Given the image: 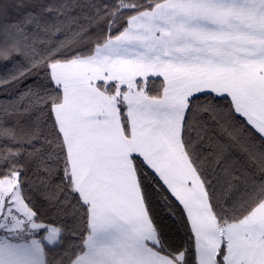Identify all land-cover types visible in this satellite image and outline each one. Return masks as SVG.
<instances>
[{
    "label": "snow or ice",
    "instance_id": "obj_1",
    "mask_svg": "<svg viewBox=\"0 0 264 264\" xmlns=\"http://www.w3.org/2000/svg\"><path fill=\"white\" fill-rule=\"evenodd\" d=\"M0 264H264V0H0Z\"/></svg>",
    "mask_w": 264,
    "mask_h": 264
},
{
    "label": "trees",
    "instance_id": "obj_2",
    "mask_svg": "<svg viewBox=\"0 0 264 264\" xmlns=\"http://www.w3.org/2000/svg\"><path fill=\"white\" fill-rule=\"evenodd\" d=\"M34 202L36 204V209L41 215V217L49 223H58L60 218L54 208L50 207L46 201L43 200L39 195L34 197ZM187 241V235L183 228L177 227L174 231L172 240L170 241L173 247L184 246ZM191 259V258H190Z\"/></svg>",
    "mask_w": 264,
    "mask_h": 264
}]
</instances>
